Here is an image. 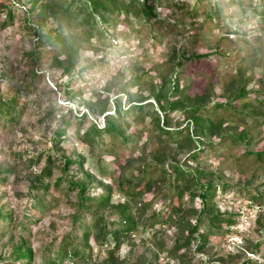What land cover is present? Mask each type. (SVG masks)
Returning a JSON list of instances; mask_svg holds the SVG:
<instances>
[{"label":"rangeland","instance_id":"374dc122","mask_svg":"<svg viewBox=\"0 0 264 264\" xmlns=\"http://www.w3.org/2000/svg\"><path fill=\"white\" fill-rule=\"evenodd\" d=\"M32 1L0 0V95L16 99L19 106L15 122L0 119V214L5 216H0V264H47L64 239L71 251L82 243L87 226L96 233V216L108 229H118L125 218L123 206L129 207L136 229L114 257L107 251L112 245L91 237L88 259L68 257L65 264H235L248 258L264 264V156L256 154L264 150V22L254 13L264 10V0H149L155 15L144 19L119 12L110 25L99 21L105 32L93 36L79 20L70 25L48 12L52 38L73 35L74 47L54 39L40 45L24 22ZM39 1L58 7L62 0ZM12 5L15 15L4 24ZM213 9L218 14L209 16ZM34 49L40 52L37 62L30 56ZM72 53L71 72H65ZM135 76L139 82L127 87ZM177 86L180 90L170 97L181 105L162 109L156 94ZM132 95L148 98L144 103L153 101V106L126 119ZM155 111L166 119L161 120L166 128L181 132H162ZM118 112L132 135L128 144L117 135L103 137L100 144L83 141L91 124L102 127L106 113ZM83 113L86 117L80 119ZM193 114L219 128L200 132L189 120ZM59 130L63 132L57 135ZM232 134L245 135L246 142ZM49 156L53 174L45 182L51 186L34 191L30 178L42 171ZM64 157L83 159L84 166L70 164L55 186ZM30 159L39 161L29 166ZM170 163L214 173L215 204L207 215L217 213L221 230L204 221L200 233L207 245L202 251L193 242L171 253L201 205L189 191L180 197L179 186L170 194ZM143 166L145 174L139 173ZM127 175L144 176L151 189L144 183L130 186ZM70 179L87 183L90 196L111 189V203L86 204L85 210L77 190H65ZM257 241L260 247L252 250ZM19 245L33 249L32 260L16 259Z\"/></svg>","mask_w":264,"mask_h":264},{"label":"trees","instance_id":"16d2710c","mask_svg":"<svg viewBox=\"0 0 264 264\" xmlns=\"http://www.w3.org/2000/svg\"><path fill=\"white\" fill-rule=\"evenodd\" d=\"M14 6H8L6 8V18L5 23L13 19L14 14ZM53 4L48 3H42L39 0H33L31 2V6L26 9L27 16L25 17V25L29 28H31L34 32V34L37 37L38 42L41 46H47L50 44L53 39L56 43L67 47L72 46L74 47L77 44V40L75 36L70 35V42L65 41L64 36L62 34L56 35V37L52 38L51 36V29L48 28L47 25V14L50 12L53 14L57 19H63L66 20L68 24L75 23L76 20H79L77 24H83L87 28V32L90 36L96 35V34H104V31L100 30L99 21L101 23L110 25L111 21L115 19L117 13H125L127 15L135 14L136 16L140 18H150L151 16L155 15L153 12V6L149 4V0H62L58 7H53ZM256 14H259V16L262 18L264 22V10L258 11L255 9ZM213 14H218L217 9H213L211 12L208 13L209 16H212ZM36 21V23H30V20ZM39 53L37 50H32L30 52L31 59L33 61H38ZM73 59L74 54H70L67 64L65 65L64 71L65 72H71L72 66H73ZM88 67H85L86 69ZM83 70V69H82ZM32 76L34 78H37L39 73L34 70L32 71ZM140 76H135L131 82L127 84V87L136 85L139 82ZM126 87V86H125ZM124 87V88H125ZM179 86L172 89H161L160 92H158L155 96V100L161 105V108L164 109V106H168L169 110L177 109L181 105L180 99H172L170 97L171 94L177 93L179 91ZM243 90V88H242ZM241 90V91H242ZM145 100H148V98H144L142 96L136 97L132 95L130 97L131 104L128 108L124 110L126 119L138 116L140 112L144 111V107H146L148 104L153 106V101H147L144 103ZM19 110L18 101L14 98H5L4 96L0 95V119L4 120V122H15L17 119L16 113ZM192 110V109H188ZM156 116L153 117L157 121L158 128L164 132L167 133L168 136H173L174 133H180L181 129H177V131L173 132L172 129H168L165 127V125L162 122H165V118L161 119L158 113L155 111ZM86 117V114H82L80 119H84ZM106 123L104 126L100 127L96 124H91L88 129L83 134V141L87 144H94L95 142L100 144V140L103 137L110 136V135H117L120 136L122 141L125 144H128L130 141V138L132 135L126 133L125 129L123 128V122L122 120V113L118 112L117 115H114V113H106ZM136 118V117H135ZM191 123L193 127L199 126V130L202 133H209L212 134L214 131L219 128L218 124H215L214 122L205 123V119L203 117H198L197 115L192 116ZM64 121L66 124L70 121V115L64 116ZM167 122V121H166ZM63 132V130H59L57 132V135H60ZM188 140L189 142L193 143L192 137L188 133ZM232 137L236 140L245 141L246 142V136L243 134L234 135L232 134ZM247 144V143H246ZM196 148V147H195ZM197 149L193 151V158L196 160L198 158ZM256 154L259 157L264 156V150L258 151ZM38 160H29V166L37 163ZM47 164L44 166L42 171L33 177L30 178V187L34 191L39 190H48L51 186L49 182H45L46 178H49L52 176L53 171V163L54 160L49 156L47 160ZM77 163L80 166H84V160L79 159L78 161L71 159L70 157H64L61 171L62 176L58 177L54 184L55 186H59V184L64 179V174L67 172L68 167L70 164ZM169 166H171L172 171L171 176V182L169 183L170 186V194L173 193L175 190V186H179V192L178 194L180 197L184 196L185 191H189L192 196H198L200 200V210L198 212V215L196 219L191 222L187 223L186 225V234L182 237H179L178 239H175L172 246L170 247L172 254H177L179 250L183 248H189L193 242L196 243V250L202 251L206 245H207V238L205 237L204 233H200V230L202 226L204 225V221L207 219L209 221V225L212 226L215 230H221V226H219L217 223H220V219L217 215V213H212L211 216L207 215L208 213L212 212L213 206L215 204V195H216V185L215 180H213L214 173H207L201 169H195L197 171H192L190 169H183L180 165L175 163H170ZM139 168V167H138ZM141 171L139 173L145 174L146 167H141ZM163 168V167H162ZM163 173L166 174L168 171L166 168H163ZM138 175H131V176H125V181L130 183V186H135V184L139 183V186H141L143 183L147 185L148 189H151L152 183L150 181L146 182L145 177L139 179L137 177ZM136 178L138 179L136 181ZM186 178V181L182 183L183 179ZM172 179L175 180V184H173ZM173 180V181H174ZM123 183V181H122ZM124 184V183H123ZM162 188V187H161ZM67 192L77 190L79 195V206L84 208L86 210L87 207L86 204L92 205L96 204L98 206L101 205H107L111 203L112 201V191L109 189L106 193L99 194L97 196H90L87 195V183L84 181H74L72 179L68 180V187L65 189ZM122 190L124 193H128L125 190V187L123 185ZM163 188L161 189V191ZM171 198V197H170ZM129 211L128 206H123L120 209V213L124 215V220L119 221L118 229H108V225L106 222H103V218L100 216H96L95 219V228L97 230L96 233H92V229L87 226L84 232L83 241L80 244L79 247L73 248L71 251L68 250L66 239H64V243H61V245L58 248L57 253L55 254L54 258L48 257L46 259L47 264H65V261L68 259V257L71 258H77L80 257L82 260L88 259L90 254L88 253L89 248L92 250L91 246V237L94 238L96 242L99 244H110L112 245L111 248H108L109 256L110 258H113L114 255L119 251V249L122 246L123 240L127 235H130L135 229H136V223L133 220L131 214H127ZM176 212H179L176 211ZM172 215V214H171ZM2 216V214H0ZM159 216L153 215V218ZM5 217V216H2ZM218 225V226H217ZM261 245V241H257L252 245V250H257ZM16 259H27L32 260L33 259V249L26 246V245H19L16 247L14 251ZM128 264H135V263H128ZM203 264H222L219 261H207ZM235 264H254L252 259H244L243 261Z\"/></svg>","mask_w":264,"mask_h":264}]
</instances>
